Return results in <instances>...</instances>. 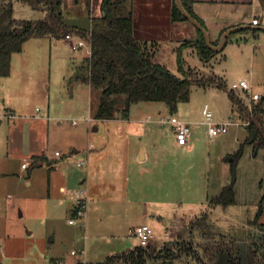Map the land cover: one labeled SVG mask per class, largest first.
Instances as JSON below:
<instances>
[{"label":"rangeland","instance_id":"obj_1","mask_svg":"<svg viewBox=\"0 0 264 264\" xmlns=\"http://www.w3.org/2000/svg\"><path fill=\"white\" fill-rule=\"evenodd\" d=\"M10 1L16 20L41 17L42 13L34 7L36 4ZM72 39L76 36L72 35ZM62 40L57 44L52 36L28 38L21 53L15 55L17 58L25 56L27 62L24 65L17 62L12 77L0 75V94H5L10 103L6 105L13 104L14 109V117L10 118L0 111V264H54V260L60 259L65 264H73L77 258L94 262L114 253L110 244H101V249L93 248L92 254L79 252L85 247L70 238L74 225L68 223V218L73 216L57 206L63 195L57 189L53 194L50 190L49 166L44 162L32 167L31 159L9 144L12 119L43 114L48 118L49 126L42 133L41 123L43 129L39 141L42 143L47 138V154L52 155L58 147L65 160L64 170H77L79 176L85 175V168L79 167L77 162L89 143L95 149L103 144L102 151L116 158L113 162L122 157L125 163L128 160L127 179L124 172L115 171L117 186L107 192L137 204L136 211L123 209L121 204L111 211L121 224L117 231L125 235L119 240L118 251L140 245L133 229L148 223L154 231L146 246L149 250L155 249V256L146 264H158L169 257L172 261L168 260L167 264H203L180 249L183 242L192 245L207 264H233L228 262L229 252L235 256L234 264H264V214L255 221L258 202L264 192L259 184L264 177V148L255 150L250 142V131L243 123L245 112L239 104L240 101L250 111L252 103H259L264 110V32L257 34L252 29L232 32L224 47L208 61H204L192 45L160 49L163 63L172 73L192 79L191 94L188 101L178 102L172 111L162 101L131 104L129 119L143 120V126L148 127L141 136L127 134V124L117 129L112 123L105 125L102 119L92 117L90 86L79 77L87 73L86 46L74 49L65 38ZM26 76L33 77L35 84H29L30 79L27 81ZM203 78H216L222 86L198 81ZM242 79L251 83L252 92L261 95L258 100L251 101L248 92L231 88L234 82ZM205 104L213 113V121L232 118L239 124L232 123L226 132L210 137L207 124L202 122ZM171 114L191 123L192 134L186 150L174 145L175 133L171 124L158 121ZM66 138L78 142L81 151H73L68 156L71 149L63 143ZM20 139L16 138V141L20 142ZM140 139L146 144L147 152L154 156L143 164L142 171L130 162L131 158L137 157ZM241 146L233 181L234 202L220 207L210 204L208 196L231 183L230 156ZM23 162L27 169H21ZM63 168L59 167L60 170ZM63 174L64 171L60 176ZM95 178L98 183L102 182L97 176ZM27 179L32 180L31 185ZM79 180L73 177L75 190L70 187L68 191L73 194V200L76 189L83 186ZM99 191L103 195L102 189ZM154 201L166 202L158 214L150 211ZM75 224L83 237L84 229ZM162 246L167 251L161 250ZM72 249L78 251L76 255L71 254ZM114 264L126 263L118 261Z\"/></svg>","mask_w":264,"mask_h":264},{"label":"crops","instance_id":"obj_2","mask_svg":"<svg viewBox=\"0 0 264 264\" xmlns=\"http://www.w3.org/2000/svg\"><path fill=\"white\" fill-rule=\"evenodd\" d=\"M128 1L132 10L134 35L139 39L153 44V58L162 65L165 66V64L163 63L164 57L161 55L162 53L160 49L164 47L168 49H174L175 47H179L182 42H192L198 38L196 27L187 19H172V6L175 0ZM100 4L101 0H62V19L66 25L73 28V30L71 31V35H75L76 38H87V32L90 30L92 18L100 16L102 13ZM34 7L42 13L40 15L41 17L36 19H41L48 15V11L46 10V7L48 6L36 4L34 5ZM192 8L195 14L205 24L210 39L213 41L217 40L218 38L220 39L223 31L230 27L239 25L264 26V0H193ZM253 18H257V24H251V20ZM54 39L56 40L57 44H61L63 42V38ZM86 51L89 55V51L87 50V48ZM18 53H21V51H18L11 56L10 70L9 74L6 75V77H12V75H14L13 69L17 68L18 64L20 65V62L23 65L27 62V58L25 56H20L17 58V56L15 55H19ZM14 60H16V62H14ZM17 62L19 63L17 64ZM25 79L27 81L30 79L29 84L31 85L35 84L33 83V77L29 78L26 76ZM3 84H5V82ZM6 104L10 103L7 102L5 94L1 92V114L7 118L14 117V109H12L13 104H11L12 106ZM148 117L150 118V114L148 115ZM47 120L48 118L45 117L44 114L31 115L29 117H25L24 119L22 118L21 120L12 119L10 122V134L8 136L9 144H11V147H13L14 150L22 153L24 156H26V158L31 159L32 167L41 166L44 162L47 163L50 170V190L52 191V194L55 189L61 192L63 197L59 199L57 206H59V208H61L62 210L63 208H65L69 212L70 216H72L74 213V197L72 193L68 194V191L70 187H72L71 190H75V182H73V177H78V180L81 178L79 180V183L83 184V187H85L87 190V214L84 222L85 226L82 227L84 229L83 237H81L82 233L78 232L79 228L76 226L75 222H70V218H68V223L75 226V228L73 226L72 233L69 232L71 234L70 238L76 242L78 241V244L80 246L83 245V247H85L81 248L83 253L86 254V252H88L92 254V249H101V244L102 246L110 244L109 248H113L111 249V251L114 252L111 254L121 253L122 251H118V248H120L119 240L124 239L125 235L117 231L119 230L121 224L114 219V215H112L113 212L111 213V211L115 210L121 205L124 206L123 209L127 207L132 211H136L137 204L134 200H122L119 197L115 198L113 195L107 192L111 188L117 186L116 183H118V176L115 171L124 172L123 175H125V178L128 177L126 175L128 160L127 163H125V159L124 157H122L119 161L117 160L116 162H113V160H115L116 158H113V156H110L109 153L102 151L103 144L95 149L94 145L92 143H89L84 148L85 151L81 157V160H84L86 162L85 167H83L85 168L83 170L85 175L83 177L79 176L80 174L77 170H64L63 164H65V160L61 158L62 152L60 155L55 154V151L58 150V147L55 148L52 155L47 154V138L42 143L39 141V136L41 137V129L44 128L42 131L43 133L46 127L49 126ZM102 120V122L105 121V125H107V123H112L113 126H115V128L117 129L120 125L127 124V134L134 133L135 135L141 136L148 129L147 126H143V120L140 121L139 119H134L135 121H133L132 119H129V114L128 118L126 117L124 119L112 118ZM147 120L148 119H146V121ZM41 123L43 124V128H41ZM16 138H21V141L17 142ZM189 140L186 145H179L175 140L174 145L178 148L186 150L190 142ZM63 143L65 144V147L67 146V148L71 149L68 152V156H71L73 151H81V146L78 142H75V140L66 138ZM145 145L146 144L140 139L137 145V157L133 159L131 158L130 160L133 165H138L140 171H142L143 164L148 161V158L152 159L154 157L152 156V153L147 152ZM34 156L44 157H40L39 159L34 161ZM24 163L25 162L21 163L20 165L21 169L23 170L28 168V166H26L25 168L22 167V164ZM60 166H62L63 170L59 169ZM63 171L64 177L62 175V179L60 173ZM119 175L121 174L119 173ZM27 176L30 177V172H28ZM96 176L98 177V179L100 178L102 182H99L101 183H98V180L95 178ZM58 178L61 181H58ZM31 182V179H27V183L29 185H31ZM100 189H102L103 195L99 191ZM217 193L218 191H215L213 194H210V196L216 195ZM152 203L153 204L150 207L151 213L158 214L161 210H163L161 208H164V204L166 202L154 201ZM145 211L146 213L150 212L149 210ZM106 215H108V218L106 217ZM103 230H108L109 233H104ZM106 239L108 240L106 241ZM78 261L79 259L77 258L73 264H76Z\"/></svg>","mask_w":264,"mask_h":264},{"label":"trees","instance_id":"obj_3","mask_svg":"<svg viewBox=\"0 0 264 264\" xmlns=\"http://www.w3.org/2000/svg\"><path fill=\"white\" fill-rule=\"evenodd\" d=\"M32 4L48 6L49 14L41 19L16 20L13 17V7L10 0L0 2V75L9 74L10 61L13 53L21 51L24 42L30 37L52 36L64 38L73 28L66 25L62 19V0H23ZM185 9L206 28L203 21L195 14L192 8L193 0H181ZM101 15L92 18L90 30L87 32L91 52L85 58L87 73L79 77L86 81L91 90L92 117L95 119L126 118L132 103L139 101H162L172 111L178 102L188 101L191 94L192 79L172 73L166 66L153 58L151 43L139 39L133 32L132 10L128 0H101ZM186 19L179 11L175 2L172 6V19ZM198 38L195 41L182 42L179 48L193 45L204 60L208 61L215 52L205 43L200 30L196 28ZM254 33L258 30L252 29ZM219 38L213 44H217ZM201 83L222 86L218 79H200ZM232 93V92H231ZM233 95V94H232ZM245 112V119L250 131L255 132L250 142L257 150L264 148V136L251 118L255 119L264 132V110L261 104H253L248 111L239 101ZM242 153V146L232 156L231 173L233 179L228 186L222 187L216 195L208 196V202L214 205H223L234 202L233 181L235 167ZM44 156H34V161ZM264 188V177L259 181ZM264 214V192L258 202L255 221ZM148 246V245H147ZM146 245H138L128 251L111 254L99 262H82L76 264H114L122 261L126 264H146L154 258L153 251ZM165 249L162 246L161 250ZM180 249L188 255L207 264L200 257L192 245L183 242ZM228 249V248H227ZM169 257V256H168ZM234 255L228 253V262L234 264ZM169 257L158 264H167L172 261Z\"/></svg>","mask_w":264,"mask_h":264},{"label":"built area","instance_id":"obj_4","mask_svg":"<svg viewBox=\"0 0 264 264\" xmlns=\"http://www.w3.org/2000/svg\"><path fill=\"white\" fill-rule=\"evenodd\" d=\"M258 20L257 18H253L251 20V24H257ZM64 38L70 43L72 48H80L82 46H86L87 50L89 51V54L91 52V47L89 43L88 38H82L78 37L76 39H72V35L66 34ZM87 42V45H86ZM232 89H241L244 90L245 92H248L250 94V100L255 101L258 100L261 95L257 92H252V85L251 83L247 82V80L242 79L239 82H234L232 84ZM231 89V90H232ZM202 115L204 119L202 122L207 124L208 126V134L210 137H214L215 135H218L220 133H224L228 130V126L232 123L239 124L238 122H234L232 118H230L228 121H223V122H215L213 121V113L209 109L208 105L205 104L202 108ZM90 119V118H89ZM250 122L249 119L244 120V124L248 125ZM73 123H76V120H73ZM159 123L165 124V123H170L173 131L175 133V140L177 144L179 145H186L188 143V140L191 136V124L187 122L186 120L182 119L181 117L171 114L168 118H160ZM56 155H60L61 152L56 150L55 151ZM77 165L79 167H85L86 162L84 160H80L77 162ZM22 166L25 168L26 164H22ZM87 214V190L85 187H80L79 189H76L75 191V200H74V213L73 217L70 218V222H75L77 223L80 227H84L85 224V218ZM153 228L151 225L148 223H143L141 225L136 226L133 229V235L136 239L139 240L140 245H147L148 241L153 235ZM77 250L72 249L71 254L76 255ZM80 253H83L82 250L79 251ZM82 262H85L83 260H80ZM55 264H65L63 260H55Z\"/></svg>","mask_w":264,"mask_h":264},{"label":"water","instance_id":"obj_5","mask_svg":"<svg viewBox=\"0 0 264 264\" xmlns=\"http://www.w3.org/2000/svg\"><path fill=\"white\" fill-rule=\"evenodd\" d=\"M175 4L177 5L180 13L189 21L191 22L198 30L201 31L203 37H204V40H205V43L206 45L211 49L213 50L214 52H217L219 50H221L226 41H227V38L228 36L234 32V31H237V30H240V29H255V30H259V31H263L264 32V26H255V25H239V26H234V27H230V28H227L226 30L223 31V33L221 34L220 36V39L218 41L217 44H213L211 42V39H210V36L208 34V31L206 30V28L200 23V21L198 19H196L194 16H192L186 9L185 7L183 6L182 4V1L181 0H175ZM46 10L48 11V14H49V10H48V7H46ZM229 93L232 95V93L229 91ZM252 121L255 123V125L257 126V128L260 130V132L263 134L264 136V132L262 130V127L261 125L253 118H251ZM96 129V127H95ZM255 136V132L254 131H251V140L254 138Z\"/></svg>","mask_w":264,"mask_h":264}]
</instances>
